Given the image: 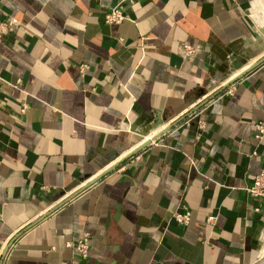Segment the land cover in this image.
<instances>
[{"label": "crops", "instance_id": "0c3cea01", "mask_svg": "<svg viewBox=\"0 0 264 264\" xmlns=\"http://www.w3.org/2000/svg\"><path fill=\"white\" fill-rule=\"evenodd\" d=\"M119 5L127 19L107 25ZM9 18L0 264L264 257V205L246 191L264 169V65L239 79L264 57V0H0Z\"/></svg>", "mask_w": 264, "mask_h": 264}, {"label": "built area", "instance_id": "2783aa9c", "mask_svg": "<svg viewBox=\"0 0 264 264\" xmlns=\"http://www.w3.org/2000/svg\"><path fill=\"white\" fill-rule=\"evenodd\" d=\"M136 0H122L126 3H135ZM127 19V16L123 13L120 5L110 9L105 15V23L107 25L121 24ZM18 21L14 18H9L0 22V40L4 35L11 33V31L18 26ZM182 56L185 59H190L198 53V49L192 45H183L181 47ZM256 139H264V122H259L256 124ZM247 193L253 198L260 201L264 205V169L260 171L257 175L252 177L251 185L246 189ZM176 221L184 226L190 224L191 213L187 211L186 213H176L174 215ZM214 217H210L209 221L213 222ZM78 253L83 257L87 258L89 254V237L85 236L76 246ZM254 264H264V257L259 259Z\"/></svg>", "mask_w": 264, "mask_h": 264}, {"label": "water", "instance_id": "95a60500", "mask_svg": "<svg viewBox=\"0 0 264 264\" xmlns=\"http://www.w3.org/2000/svg\"><path fill=\"white\" fill-rule=\"evenodd\" d=\"M261 34H262V36H263V38H264V28L261 29ZM263 51H264V47H263ZM261 65H264V57H263L260 61H258L257 63H255L253 66H251L250 69H248L245 73L241 74V75L239 76V79H240L241 77H243V75H245L246 73H248V72L254 70L255 68H257V67H259V66H261ZM158 136H159V135H158ZM156 139H157V138L154 137V141H155ZM151 142H152L151 140H150V141H146L143 145L139 146V147H138V148L132 153V156L135 155L136 153H138L139 151H141L143 148L147 147L149 144H151ZM101 177H103V175H102ZM101 177H99L98 179H100ZM98 179H96V181H94V183H96V182L98 181Z\"/></svg>", "mask_w": 264, "mask_h": 264}]
</instances>
